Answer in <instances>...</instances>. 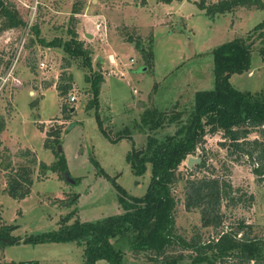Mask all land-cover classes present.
<instances>
[{"label":"rangeland","instance_id":"rangeland-1","mask_svg":"<svg viewBox=\"0 0 264 264\" xmlns=\"http://www.w3.org/2000/svg\"><path fill=\"white\" fill-rule=\"evenodd\" d=\"M219 1L206 0V5ZM8 2L26 26L1 31L0 17V123H4L0 131V228L14 226L11 235L20 241L58 229L61 218L70 212L75 213L70 224L125 212L114 180L125 188L129 201L143 196L150 183L151 164L143 175H137L127 154L133 148L145 150L148 135L163 140L186 124L195 109L196 93L215 86L213 51L236 38L251 42L249 34L264 19V9L257 6L234 7L211 19L199 6L200 0ZM36 23L39 36L32 28ZM70 29L77 31L91 51V68L61 47L40 43V38L70 39ZM261 48L264 41L259 38L250 69L231 77L236 88L264 89ZM94 73L103 76L98 111L110 137L99 128L96 108L87 107L93 95L85 76ZM70 75L73 87L61 95L58 84L69 83ZM72 95L76 101H71ZM148 111L155 112L157 120L162 114L163 126L152 131L143 124ZM173 118L177 120L170 121ZM118 136L123 138L115 141ZM256 137L260 134L254 132L249 139ZM224 141V131H207L196 153L190 155L198 158L205 152L206 165L197 168L199 163H194L190 168L186 159L179 166L177 172L183 178L174 186L178 198L175 235L208 242L244 220L247 227L242 231L237 227L239 235L264 238V180L259 181L247 155L240 159L238 153L231 155L229 141L225 146ZM56 150L65 155L73 182L66 178V171L54 170ZM43 162L52 169L44 170ZM23 165L32 168L34 184L31 193L20 200L8 194L7 188L13 170ZM194 178L226 180L236 192L240 189L238 195L248 198L253 194L255 201L229 205L224 200L222 223L205 225L201 210L186 204V185ZM115 244L123 250V264H192V251L177 243L168 246L161 257L132 250L127 240ZM31 260L86 264L84 246L75 241L0 243V264ZM96 264L111 263L101 259Z\"/></svg>","mask_w":264,"mask_h":264},{"label":"trees","instance_id":"trees-1","mask_svg":"<svg viewBox=\"0 0 264 264\" xmlns=\"http://www.w3.org/2000/svg\"><path fill=\"white\" fill-rule=\"evenodd\" d=\"M0 0V17L2 21L1 31L10 28L26 26V22L18 17L16 9L8 2ZM170 2L172 0H161ZM201 8L206 9V14L215 19L218 14H225L238 6H257L264 9L262 0H220L217 3L206 5V0L198 3ZM4 23V24H3ZM33 32L40 35V25L32 26ZM71 38L64 40L60 37L52 40L40 38V43L47 47H61L64 52L73 59H82V66L92 67L91 51L84 46L75 29H70ZM251 42L243 37L236 38L223 43L213 51L215 86L212 89L201 90L196 93L195 109L188 122L179 127L175 133L167 135L163 140H158L151 134L148 135L145 150L132 149L127 154V160L131 163L135 174L143 175L150 163L152 175L147 191L143 196H135L133 202L127 198L124 187L116 183L120 191L119 201L125 212L109 215L96 221L75 220L70 212L61 218L58 229L31 235L24 240L12 236L10 229L14 226L5 225L0 228V237L11 239L2 241L6 243H28L44 241H75L84 246L86 264H96L98 260L104 259L111 264H123V250L115 243L127 240L132 250L155 252L158 257L165 254L168 246L175 243L183 248L191 250L189 257L192 264H203L205 262L215 263L230 261V264H264V238L239 235L244 230L246 223L241 220L236 227L223 230L219 237L208 242L201 239L187 240L182 236L174 234L176 224L175 209L178 198L174 194V186L183 178L177 171L181 163L195 154L199 144L204 139L207 131L212 133L224 131V146L229 141L230 154L238 153L247 155L255 165L253 172L259 181L264 180V89L253 92L236 88L231 77L241 74L250 69L253 46L261 38L264 41V19L258 23L249 34ZM141 47L140 44L137 45ZM143 50V48H142ZM145 54L146 50H143ZM264 57V48L260 50ZM70 64V62H69ZM87 82L91 84L89 92L93 97L88 106L96 108V119L101 132L110 137L108 131L103 127L104 123L99 113L101 73L87 74ZM69 83L60 82L58 90L61 95H66L73 87V75L69 76ZM154 111V110H153ZM154 113L148 111L142 118L143 124L150 126V130L163 126L165 118L160 114V120L154 118ZM173 118L170 121L174 122ZM4 123H0V131ZM257 132L260 137L249 139V136ZM123 136H118L115 141ZM60 140H57V144ZM53 149V145L46 144ZM58 161L54 170L68 172L67 159L64 154L56 150ZM202 162L197 168L206 165V153L199 154ZM95 164L99 166L97 160ZM44 170L52 169L45 162L42 163ZM104 175L106 172L101 170ZM34 184L32 168L20 166L14 169L8 179L7 193L17 199H24L30 193ZM186 204L189 209L199 208L205 225L218 226L222 223L224 214L221 212L223 201L229 205L249 202L253 204L255 196L251 194H237L240 189L234 190L232 184L219 178H194L188 179L186 185ZM183 256H180V259ZM179 259V258H178ZM5 264H40L39 261L7 262Z\"/></svg>","mask_w":264,"mask_h":264},{"label":"water","instance_id":"water-1","mask_svg":"<svg viewBox=\"0 0 264 264\" xmlns=\"http://www.w3.org/2000/svg\"><path fill=\"white\" fill-rule=\"evenodd\" d=\"M89 36H91L89 34ZM62 150V145L59 146V151ZM202 162V158L201 157H193V156H190L187 160V164H188V167H192L194 163H201ZM66 178L70 181V182H73V180L70 178V176L68 175V172L66 171ZM0 240L2 241H10L11 239H8V238H5V237H0Z\"/></svg>","mask_w":264,"mask_h":264},{"label":"built area","instance_id":"built-area-1","mask_svg":"<svg viewBox=\"0 0 264 264\" xmlns=\"http://www.w3.org/2000/svg\"><path fill=\"white\" fill-rule=\"evenodd\" d=\"M42 65H45V63H42ZM77 100V96L76 95H72L71 96V101H76Z\"/></svg>","mask_w":264,"mask_h":264}]
</instances>
